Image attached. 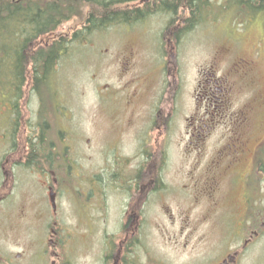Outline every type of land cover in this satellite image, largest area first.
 <instances>
[{"label":"rangeland","instance_id":"obj_1","mask_svg":"<svg viewBox=\"0 0 264 264\" xmlns=\"http://www.w3.org/2000/svg\"><path fill=\"white\" fill-rule=\"evenodd\" d=\"M208 2L213 4V8L210 12L206 11L207 20H202L194 29H183L182 23L184 19L191 17V11L185 13L179 4L176 7L178 10L175 16L174 12L162 10L164 13H153L151 17L132 26L113 25L104 30L94 31L80 43L71 44L54 70L53 80L57 83L52 85V101L56 106L49 107L42 113L43 115L40 114L42 116L40 119L38 111L41 112L42 104L33 101L29 93L30 88L24 90V99L19 103L21 112L26 114L27 111L32 112L33 121L39 122V126L44 123V116H47L49 128L46 133L48 132L49 141L54 143L57 152L61 155L64 141L67 145L75 147L74 150L67 151V156L71 158L70 161L76 162L77 159L79 163L76 165L77 169L72 171L73 176H68L62 171L63 160L56 162L55 169L58 170L60 182L65 185L63 184L61 193H56V205L59 208L54 218L59 223L62 219L67 221L68 226L66 225L67 228L60 233V244L63 250L60 251L59 259L49 256V262L55 259V264H114V255H116L119 264L123 261L124 264H132L133 261L134 264L135 262L147 264L146 261L149 264H184L195 254L193 247L196 243L193 240H199L202 243L200 238L204 232L208 234L205 240L207 243L220 236V231L218 234L207 232L206 224L199 227V233L193 240L179 236L180 204L187 208L194 203L190 197L180 199L179 192L177 197L176 187L170 183L169 190L166 192L165 209L158 208L157 196L151 197L149 217L151 221H160V228L156 226L157 228L148 229L145 238V233H142L143 240L136 241L137 245L134 248H131L132 245L121 243L120 240H124L126 235L124 230L116 223L110 224L109 227L103 221L104 214L94 206L97 201L98 186L93 180H95L96 168L100 164V148L104 147L103 151H105L106 146L113 142L115 125L118 128L122 127L120 121H116L112 116L114 110L129 108L128 101L133 99L132 108L149 109L151 111H148L149 113H153L154 109H160L164 116L170 112L173 123L172 129L167 131V137L170 136L172 158L167 166V173L169 179L173 180L177 175L183 177L193 167H199L196 173L202 172L210 161L213 151L218 148L219 142L220 144L223 142L221 141L224 131L222 126L217 132L201 140L205 144L202 154L189 153L185 156L181 154L184 150H186L184 153H188L186 146L190 141L188 135L190 129L187 128V119L196 112L194 108L197 85H202L200 80H206L212 74L210 66L214 61L218 64V73L222 75L227 71L226 66H230L238 57L247 56L250 59L254 58L253 56L257 57L256 61L261 74L260 72L257 76L255 74L254 80L264 88V57L259 58L258 55L260 51L262 54L264 52L263 17L254 15L252 17L255 18L248 19L247 14L239 7L224 9V4L230 5L228 4L230 0H208ZM134 5L132 3L128 6ZM122 7L127 8V4H122L120 8ZM148 8L149 6L147 10ZM85 12L89 11L85 10ZM196 16H193V19H197ZM82 25L83 22L71 21L62 28V31L78 30ZM217 52H223L218 55V62ZM133 53L135 56L130 62L129 57ZM226 54L228 59H225ZM240 83L239 80L236 84V91L239 93L243 92L244 82ZM25 103H27L26 107ZM68 111H71L72 115L68 123L71 130L66 135L64 130H68L69 127L64 126L61 120L66 115L70 116ZM199 113H204L202 108ZM11 115L12 113L4 110V105H0V159L13 147L11 142L4 146L5 143L3 144V137H1L4 132L6 133L5 130H8V119L11 121ZM26 116H23V121L27 119ZM23 121L21 124L18 121L13 139L17 137L18 128L21 134L26 136L24 128L27 126ZM13 139L11 138L10 141ZM87 140L91 142L88 143ZM126 140L130 138L126 136ZM129 146L130 144L127 143L126 147L129 148ZM124 152L127 151L124 149ZM65 153L66 150H64ZM8 155L12 158L16 156L14 151ZM61 157L63 159V155ZM74 157L76 159H73ZM28 167L23 165L22 170L17 174L16 193L12 194L11 199L8 198L6 202L12 201L11 204L18 206L15 212H19L20 207L23 206V211L25 210L27 215L23 221H27L32 216L33 224L32 222L30 224L33 230L24 223L20 227H14L15 225H10L11 218L8 219V231L12 233L18 228L17 232L20 230V234L16 242L22 243L8 244V253L22 254L21 261H15L16 264H48V257L41 254L46 249V236L42 232L53 217L48 196V181L40 172H31L29 169L32 166L27 169ZM85 172L89 174V177L80 175ZM1 181L0 175V183ZM8 185L9 182L7 187ZM58 187L57 191H60ZM229 191L227 189L225 194L228 195ZM238 191V189L235 190L234 194H238ZM20 199L23 201L20 202ZM195 204L193 210L190 209L192 211L186 213L190 215L191 221L196 220L197 217L200 220L207 210L204 209L208 204L206 200L199 205ZM3 207L4 205L0 208V229L5 212ZM111 208L120 210L115 205ZM158 210H162L163 213ZM16 219L14 224L21 222L18 214ZM59 223L56 227L60 225ZM12 236L15 238L17 234L12 233ZM7 237L10 238L9 234ZM116 238L118 239L117 250H114V255H109L105 263L101 259V253L105 249L111 250ZM143 243L146 244L149 254L144 249ZM32 244L36 247L35 251L33 254L30 253V259L26 260L23 256L32 250L30 249ZM131 252L134 254H130Z\"/></svg>","mask_w":264,"mask_h":264},{"label":"flooded vegetation","instance_id":"obj_2","mask_svg":"<svg viewBox=\"0 0 264 264\" xmlns=\"http://www.w3.org/2000/svg\"><path fill=\"white\" fill-rule=\"evenodd\" d=\"M145 1L143 0V2ZM220 54L223 52H217V62ZM258 55L259 58H262L264 52L262 54L260 51ZM134 56L133 53L129 57L130 62ZM253 57L252 59L247 56L238 57L230 66H226L227 71L222 75L218 73V64L214 61L210 66L212 74L206 80H200L202 85H197L194 108L196 112L187 119V128L190 129L188 133L190 141L186 146L188 153H184L186 152L184 150L181 154L184 156L189 153L202 154L205 144L201 140H205L210 134L217 132L219 127L223 126L224 128L221 136L222 144L219 142L218 148H214L210 161H207V165L200 173H196L199 171V167H193L186 175L182 174L183 177L177 175L173 180L169 179L167 166L172 157L170 136L167 137V131L172 129L173 123V116L170 117V112L164 116L160 109H154L153 113H149L151 112L149 109L132 108L133 99L128 101L129 108L114 110L112 116L116 121H120L122 127L118 128L115 125L113 142L106 146L105 151H103L104 147L100 148V164L96 168L95 180H93L97 182L98 186L97 201L94 206L104 214L103 221L109 227L110 224L116 223L124 230L126 235L124 240H120L121 243L132 245L131 248H134L137 245L136 241L143 240L142 233H145V238L148 229L160 228V221H151L149 217L152 205L151 197L157 196L158 208L165 209L166 192L169 190L168 184L170 183L176 187L175 193L179 197L177 194L179 192L180 199L190 197L194 205H196L195 203L199 205L203 200L208 203L207 207H204L207 210L200 220L197 217L193 221L189 220L190 215H186V213L192 211L194 205L184 208V205L180 204L181 211H178L179 236L182 235L184 239L193 240L199 233V227L203 224L207 225V232L210 234H218L220 231V236L212 239L210 243L205 242L208 238V234L205 232L200 238L202 243L199 240H193L196 243L193 247L195 254L191 260L184 264H264V88L255 83V74L256 76L258 72L261 74V69L257 65V57ZM225 59H228L227 54ZM219 67L221 68L220 64ZM239 80L241 83L244 82L241 93L236 91V84ZM133 98H135L134 95ZM44 101L48 103V100ZM38 103L42 104L40 101ZM1 105H4L5 111L12 113L10 117L11 129L9 133H3L1 136L3 144L5 143L4 146H6L7 143L11 142L12 144L16 140V145L12 147L16 156L5 158L8 152H12V148H10L0 159L3 162L0 166L2 177L0 208L4 205L3 210L5 211L0 229V264H16L15 261H21L22 254L8 253L7 247L8 244H22L16 242L20 230L17 232L18 228H16L12 232L17 234V237L14 238L7 228L8 219L11 218L10 225H15L14 227H20L24 223L33 230L32 216L27 221H23L27 217L23 206L20 207L19 212H15L18 206L11 204L12 201L6 202L8 198L11 199L12 194L16 193L17 174L22 170L24 164H32L31 172L38 171L43 174V177L48 181V193L49 195L54 194V196L56 193L62 192L65 183L63 185L60 182L58 170L55 169L56 162L51 155L53 150L49 151L48 149L54 147V143L47 138L46 130L49 126L45 123L39 127V122L33 121L34 114L32 112L27 111L29 113L27 116L25 115L27 119L23 121L24 112H21L20 107L14 110L9 102L1 103ZM26 105L27 103H25V107ZM200 108L204 113H199ZM68 112L70 116L66 115L61 120L64 126L69 127L68 130H64L66 135L71 130L68 123L72 115L71 111ZM40 113L38 111L39 119L41 118ZM46 117L44 116V118ZM18 121L19 124L22 121L25 125L30 124L28 129L31 128V131L28 132L26 127L25 136L18 128L17 137L13 139L12 128L15 127L17 130ZM34 129L43 132L40 136L45 138L46 143L39 140L40 136L38 132L34 133ZM126 136L130 140L125 141ZM11 138L13 141H10ZM69 138L74 139V137ZM87 142L91 141L87 140ZM38 143L42 148L47 145V148H44L47 153H42L44 155L41 156L38 154L36 146ZM127 143L130 144L129 148L126 147ZM62 147V150H66V152L75 149V147L67 145L65 141ZM124 149L127 152H124ZM180 149L182 150V148ZM58 159L61 160V158ZM70 159L65 153L62 171L64 175L73 176L72 171L77 169L76 165L79 163L75 157L73 159H76V162L70 161ZM39 162L44 166L41 169L37 167ZM87 174L85 172L80 175L89 177ZM80 175L78 176L80 177ZM57 187L60 191H57ZM227 189L230 190L228 195L225 194ZM237 189L239 190L238 194H234ZM22 201L20 199V202ZM112 201L113 205L120 210L111 208ZM58 208V206H52V220L42 232L46 236V249L41 254L48 257V264L56 262L55 259L49 262V256L59 259L60 251L63 250L60 244V233L68 226V222L63 219L60 223L55 220L54 215L57 214ZM158 211L163 213L162 210ZM15 213L21 220L16 224H14L17 220ZM120 213L121 216H119ZM40 218L42 219L41 216ZM31 222L32 224H30ZM57 223L60 224L58 227H56ZM8 234L10 238L7 237ZM117 238L111 250L105 249L101 253V259L105 263L108 261L109 255H114ZM143 245L149 254L146 244L143 243ZM35 248V245L32 244L30 246L32 250L27 252L28 255L23 256L24 259L29 260V254H33ZM114 257V264H119L118 256L114 255ZM146 263L149 264L147 261Z\"/></svg>","mask_w":264,"mask_h":264},{"label":"trees","instance_id":"obj_3","mask_svg":"<svg viewBox=\"0 0 264 264\" xmlns=\"http://www.w3.org/2000/svg\"><path fill=\"white\" fill-rule=\"evenodd\" d=\"M132 3L135 5L129 7ZM122 4H127V8H120ZM179 4L185 13L191 11V17L182 23L184 30L194 29L202 20H207L206 11L213 8L208 0H0V102L5 99L17 110L24 99V90L30 88L29 93H36L42 100L40 114L43 115L49 109L44 100L51 99L52 85L57 83L53 80L54 70L71 44L80 43L94 31L113 25L142 22L153 13H164L162 10L174 12L175 16ZM228 4H224V9L239 7L248 19L259 16L264 19V0H230ZM195 15L197 19H193ZM71 21L83 22V25L78 30L63 32L62 28ZM45 123L48 125V122L43 125ZM26 126L28 129L30 124ZM37 132L39 136L43 134L39 130L34 133ZM39 140L46 143L43 136ZM15 145L16 140L13 147ZM36 146L40 156L47 153L44 150L47 145L42 148L38 143ZM48 149L53 150L54 162L65 156L64 151L62 155L57 152L55 145ZM37 167L44 166L39 162Z\"/></svg>","mask_w":264,"mask_h":264}]
</instances>
